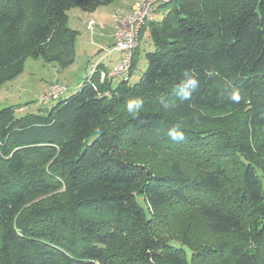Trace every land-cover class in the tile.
<instances>
[{"label":"trees","instance_id":"16d2710c","mask_svg":"<svg viewBox=\"0 0 264 264\" xmlns=\"http://www.w3.org/2000/svg\"><path fill=\"white\" fill-rule=\"evenodd\" d=\"M114 1L0 0V87L28 58L72 64L69 12ZM146 28L136 82L139 45L114 86L0 109V264H264V0H170ZM185 72L199 87L182 101Z\"/></svg>","mask_w":264,"mask_h":264},{"label":"rangeland","instance_id":"374dc122","mask_svg":"<svg viewBox=\"0 0 264 264\" xmlns=\"http://www.w3.org/2000/svg\"><path fill=\"white\" fill-rule=\"evenodd\" d=\"M125 1L126 0H116L105 7H100L97 10L98 12H96L91 17H70L68 24L80 30L78 31V38L76 39L74 46V62L68 67L62 68L56 63H48L41 59L28 58L24 63L23 71L12 80L1 85L0 109L8 106H15L23 107L25 112H35L42 106L49 108L56 103L52 101H42L43 94L47 91V88L49 85H51V83L55 82L59 85H66L68 87V91L62 97L66 98L75 94L79 90L78 85L84 83L91 76L98 75V79L102 80L99 76V71H104L100 69V66L98 65L99 62H95V60H97L104 51H100L98 46L102 45L104 48L106 44L111 46L110 36L112 32L114 36V23L115 17L117 15V12L115 13V11L119 10V8H122V6L126 4ZM69 14L73 15V10L69 12ZM159 18H161V15L156 14L155 19ZM89 20L93 21L92 29L87 27ZM99 23L101 24L100 26H102L101 29H99V25H97ZM148 23L149 21H146V24L142 25V28L139 30L141 51L138 53L139 61L132 70L130 83L136 82L140 74L145 70V52H150L153 50L151 41L148 37V32L146 30ZM142 30H144V33L141 32ZM103 35H106L107 37H103ZM114 42L112 50L114 49ZM90 62L94 63L89 65ZM88 65L90 67H87ZM94 65L97 66H95L94 73L90 75L91 68H93ZM88 68L89 70L87 73ZM95 71L98 72L96 73ZM120 81L121 80L119 78H116L113 82V86L118 84ZM221 164L224 166L226 165L227 167L230 166V164H223L222 162ZM230 173H233V170H231ZM261 180L264 193V178ZM169 209L173 210L174 207L171 206ZM186 222L187 219L185 218V215H183L171 224L172 229L178 231L182 230ZM207 238L210 243H215L218 241V238L214 235H207Z\"/></svg>","mask_w":264,"mask_h":264},{"label":"built area","instance_id":"2783aa9c","mask_svg":"<svg viewBox=\"0 0 264 264\" xmlns=\"http://www.w3.org/2000/svg\"><path fill=\"white\" fill-rule=\"evenodd\" d=\"M169 1L170 0H144L135 4L129 11L117 13L113 36L115 42L112 51L118 52L121 57L119 62L110 70L104 72L99 71V76L102 80L114 79L129 74L132 67L134 52L139 43V30L142 28V25L146 24V21L150 22L153 19L154 7L156 5ZM87 27L92 29L93 21L89 20ZM95 66L97 65L91 68V73L89 72L90 75L94 73ZM65 91V85H59L55 82L51 83L47 91L43 94L42 100L50 101L51 99H56Z\"/></svg>","mask_w":264,"mask_h":264},{"label":"clouds","instance_id":"9594fccd","mask_svg":"<svg viewBox=\"0 0 264 264\" xmlns=\"http://www.w3.org/2000/svg\"><path fill=\"white\" fill-rule=\"evenodd\" d=\"M195 72H185L184 78L181 82L175 86L173 92L174 95L179 97L180 100H191L192 93L197 91L199 87V81L196 78ZM229 99L234 103H239L241 100V94L238 89L233 88L231 94L229 95ZM164 108H168L169 105L166 103H162ZM143 108V101L139 99H130L125 105V110L127 113L135 118L138 113ZM167 136L173 142L184 141L185 135L184 132L180 130L179 126H174L170 128L167 132Z\"/></svg>","mask_w":264,"mask_h":264},{"label":"crops","instance_id":"0c3cea01","mask_svg":"<svg viewBox=\"0 0 264 264\" xmlns=\"http://www.w3.org/2000/svg\"><path fill=\"white\" fill-rule=\"evenodd\" d=\"M121 1V0H120ZM141 1H143V0H126L125 1V5L124 6H122V8H119V10H116L115 11V13L117 12V13H123V12H126V11H129L130 9H131V7L135 4V3H137V2H141ZM99 9V8H98ZM97 9V10H98ZM79 9H73V15H70L69 14V19H70V17L71 18H76L77 16H79V18H86V17H91V16H93L96 12H98L97 10H95L94 12H92V13H87V12H83V11H78ZM72 11V10H71ZM70 11V12H71ZM115 15V14H114ZM69 19H68V22H69ZM92 20V19H91ZM69 25V24H68ZM97 25H99V29H101L102 28V26H100L101 24L99 23V24H97ZM71 28H73V29H75V30H77V32L78 31H80L78 28H75V27H73V26H71V25H69ZM114 26H115V23H114ZM114 28V27H113ZM78 34H79V32H78ZM103 37H107L106 35H103ZM111 46H109L108 44H106V46H105V48H104V46H98L99 47V50L100 51H104L103 52V54L97 59V60H95V62L97 61V62H99L98 63V65L100 66V69L101 70H103V71H107V70H110L111 68H113L118 62H119V60H120V57H121V55L118 53V52H115V51H112V46H113V42H114V40H113V32H112V34H111ZM77 38H78V36H77ZM141 42V41H140ZM139 42V47H138V50L136 51V53H137V55H136V58H137V60H136V63H138V58H139V55H138V53H139V51H141L140 50V43ZM104 48V49H103ZM92 63H94V62H92ZM91 62H90V64L89 65H91L92 64ZM87 66V67H90V66ZM88 70H89V68L87 69V73H88ZM133 70V69H132ZM131 73H132V71H131ZM86 79H87V77H86ZM116 79V78H115ZM115 79H112V81L114 82V80ZM79 86V85H78Z\"/></svg>","mask_w":264,"mask_h":264}]
</instances>
